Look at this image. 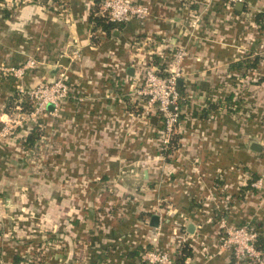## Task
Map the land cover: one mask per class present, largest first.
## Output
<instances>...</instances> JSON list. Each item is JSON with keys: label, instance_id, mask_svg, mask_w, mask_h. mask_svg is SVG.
I'll list each match as a JSON object with an SVG mask.
<instances>
[{"label": "crops", "instance_id": "0c3cea01", "mask_svg": "<svg viewBox=\"0 0 264 264\" xmlns=\"http://www.w3.org/2000/svg\"><path fill=\"white\" fill-rule=\"evenodd\" d=\"M132 1L147 17L107 33L89 22L100 1L0 0V128L19 85L50 83L61 70L69 85L57 109L38 115L35 148L0 137V264H19L29 248L32 264H141L156 227L158 249L191 251L184 264H236L222 224L264 233V187L249 184L264 175V0ZM178 45L187 50L183 100L162 160L159 120L147 122L131 94L142 56L167 74ZM255 56V68H230ZM28 59L36 65L21 77L3 71Z\"/></svg>", "mask_w": 264, "mask_h": 264}, {"label": "built area", "instance_id": "2783aa9c", "mask_svg": "<svg viewBox=\"0 0 264 264\" xmlns=\"http://www.w3.org/2000/svg\"><path fill=\"white\" fill-rule=\"evenodd\" d=\"M225 1L229 5H234L243 0ZM98 10L100 16H106L116 22H126L132 18L141 20L148 15L147 6L133 3L132 0H101ZM195 25L196 21L192 22V27ZM147 41L150 42V39ZM135 49L137 52L140 50L137 46ZM186 56V48L178 45L170 54L171 64L167 74H162L160 66L153 63V57L150 52L146 57L142 56L141 63L144 66L142 83L139 87L133 89L131 94L141 104V113L147 122L150 121L152 116L159 120L160 129L158 133H160L159 142L161 143L160 152L162 157L169 148L179 121L183 96L179 91L177 79L183 73V61ZM139 59L140 57H136V62ZM35 65V60L28 59L22 67H7L3 68V71L17 78L23 75L26 68L34 67ZM15 95H17V103L14 105V112L11 113L5 124L0 128L1 138H19L20 136H25L32 128L41 126L38 115L44 113L49 104L53 106V109H57L69 95V85L65 71L61 70L57 78L50 83L39 84L32 88L19 85ZM25 100L31 104L32 109L27 111L23 109L21 103ZM249 184L257 189L264 187L262 178H258ZM222 228L221 245L229 248L236 264L248 260H252L256 264H264V249L256 247L259 233L253 226L250 224L240 226L222 224ZM159 235L160 228L156 227V231L151 237L153 246L150 249L141 250L139 254L138 259L141 264H176L170 248L167 247L165 250H160L156 247ZM171 236V244H180L184 239L179 232H173ZM27 253L26 258L19 264L33 263L31 248L27 250Z\"/></svg>", "mask_w": 264, "mask_h": 264}, {"label": "trees", "instance_id": "16d2710c", "mask_svg": "<svg viewBox=\"0 0 264 264\" xmlns=\"http://www.w3.org/2000/svg\"><path fill=\"white\" fill-rule=\"evenodd\" d=\"M44 1L46 2L47 0H44ZM94 1H95V3H98L101 0H94ZM89 22L91 23V25L93 26L94 29L100 28V29L106 31L107 33H109L113 28L118 27L119 24L122 23V22L112 21L106 16H100V15H96V14L90 15ZM259 61H260L259 56H255L253 58H243V59H240L236 62L231 63L230 68H237L240 70H242V69L248 70L251 68H255L258 65ZM231 97L232 96H230V95L227 96L228 99H230ZM16 103H17V95L13 94L8 99L7 108L10 105L11 106L13 104L15 105ZM21 105H22L23 109L26 111L32 109L31 104L27 100L22 102ZM211 107H213V105H211ZM179 117H180V115H179ZM41 137H42L41 126H39V127L37 126L35 128H32L25 136H20L18 140L21 143V145L26 149V148L35 147L37 145V142L40 140ZM174 144H175V138L173 137L171 139V142H170L171 147L168 149V152L172 151L171 148L175 147ZM256 178L257 177L254 176L250 179V181H254ZM258 233H259V235H258V239L256 241V247L258 249H264V233H260V231H258ZM190 255H191V251L188 248L181 247L179 249L178 253H176L175 257H174L176 264H184V259L189 257ZM41 258H42V256H41Z\"/></svg>", "mask_w": 264, "mask_h": 264}, {"label": "water", "instance_id": "95a60500", "mask_svg": "<svg viewBox=\"0 0 264 264\" xmlns=\"http://www.w3.org/2000/svg\"><path fill=\"white\" fill-rule=\"evenodd\" d=\"M242 6V3L241 2H238V3H235V7L238 8ZM61 64H65V62H61ZM53 106L51 104L48 105V108H52ZM152 122H154L156 120V117L155 116H152L151 119H150ZM251 149L255 150V151H262L263 149V146L260 145L259 143L257 142H252L251 143ZM156 221H157V217L155 215H153L151 217V225H156Z\"/></svg>", "mask_w": 264, "mask_h": 264}, {"label": "rangeland", "instance_id": "374dc122", "mask_svg": "<svg viewBox=\"0 0 264 264\" xmlns=\"http://www.w3.org/2000/svg\"><path fill=\"white\" fill-rule=\"evenodd\" d=\"M171 146L169 145V148H170ZM160 148H161V143L159 142V151H160ZM168 148V149H169ZM168 149H167V151H166V153L163 155V157L164 158H169V157H171V154H170V152H168ZM162 156H161V159L163 160L164 158H163ZM243 173H242V175L244 174H246V172L245 171H242ZM263 177H262V179H263V181H264V175H262Z\"/></svg>", "mask_w": 264, "mask_h": 264}]
</instances>
